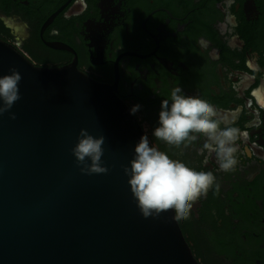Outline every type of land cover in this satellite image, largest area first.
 <instances>
[{"label": "flooded vegetation", "instance_id": "af4514ba", "mask_svg": "<svg viewBox=\"0 0 264 264\" xmlns=\"http://www.w3.org/2000/svg\"><path fill=\"white\" fill-rule=\"evenodd\" d=\"M0 39L114 88L150 145L213 172L219 193L178 221L199 264H264V0H0ZM178 86L245 134L235 171L205 163L204 137L177 149L152 135Z\"/></svg>", "mask_w": 264, "mask_h": 264}, {"label": "water", "instance_id": "95a60500", "mask_svg": "<svg viewBox=\"0 0 264 264\" xmlns=\"http://www.w3.org/2000/svg\"><path fill=\"white\" fill-rule=\"evenodd\" d=\"M10 68L21 99L15 120L0 118V264H199L173 212L145 219L136 206L122 166L145 133L115 89L0 39V76ZM81 129L105 137L107 174L80 172Z\"/></svg>", "mask_w": 264, "mask_h": 264}, {"label": "clouds", "instance_id": "9594fccd", "mask_svg": "<svg viewBox=\"0 0 264 264\" xmlns=\"http://www.w3.org/2000/svg\"><path fill=\"white\" fill-rule=\"evenodd\" d=\"M11 74L0 76V118L7 112L9 119L16 114L10 110L21 99L19 83L22 79L16 68ZM140 106H133L135 114ZM152 135L168 146L187 148L204 137L205 163L214 157L219 171L233 172L238 165L237 141L244 133L230 126L220 118L216 107L199 96L184 95L181 87H175L170 101L164 99L159 111L158 126ZM105 137L89 134L86 129L79 132L78 142L72 148L80 172L84 175L107 174L109 169L102 166ZM183 154L182 152L180 153ZM90 161V163H89ZM129 166H122L128 177L127 183L137 208L145 219L158 218L166 212H173L174 221L190 218L194 205L220 185L212 171H199L179 159L171 158L165 151L150 145L145 134L135 146L134 157Z\"/></svg>", "mask_w": 264, "mask_h": 264}]
</instances>
